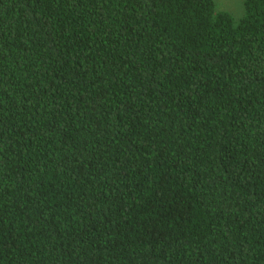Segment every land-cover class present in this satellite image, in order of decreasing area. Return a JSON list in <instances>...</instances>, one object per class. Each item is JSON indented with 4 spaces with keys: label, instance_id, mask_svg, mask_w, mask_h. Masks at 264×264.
Listing matches in <instances>:
<instances>
[{
    "label": "trees",
    "instance_id": "obj_1",
    "mask_svg": "<svg viewBox=\"0 0 264 264\" xmlns=\"http://www.w3.org/2000/svg\"><path fill=\"white\" fill-rule=\"evenodd\" d=\"M0 0V264H264V0Z\"/></svg>",
    "mask_w": 264,
    "mask_h": 264
},
{
    "label": "rangeland",
    "instance_id": "obj_2",
    "mask_svg": "<svg viewBox=\"0 0 264 264\" xmlns=\"http://www.w3.org/2000/svg\"><path fill=\"white\" fill-rule=\"evenodd\" d=\"M218 10H226L230 12L236 19L243 16L244 0H215Z\"/></svg>",
    "mask_w": 264,
    "mask_h": 264
}]
</instances>
